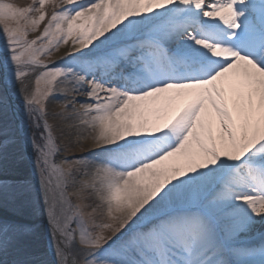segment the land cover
<instances>
[{"label":"snow or ice","instance_id":"snow-or-ice-1","mask_svg":"<svg viewBox=\"0 0 264 264\" xmlns=\"http://www.w3.org/2000/svg\"><path fill=\"white\" fill-rule=\"evenodd\" d=\"M5 66L0 264H264V0H0Z\"/></svg>","mask_w":264,"mask_h":264},{"label":"bare ground","instance_id":"bare-ground-1","mask_svg":"<svg viewBox=\"0 0 264 264\" xmlns=\"http://www.w3.org/2000/svg\"><path fill=\"white\" fill-rule=\"evenodd\" d=\"M13 2L17 4H26L28 0H13ZM5 92L11 103L10 108H4L0 102V127L7 126L10 131H15L20 128L18 127V121H23L22 103L15 86L9 88L6 87ZM24 148L30 153L26 138L24 140ZM64 155L79 156L83 155V152L80 148H73L71 151L64 153ZM22 218L34 226L35 233L32 239L37 248H42L48 240V226L47 219L44 216L41 207L39 205L30 207L24 212Z\"/></svg>","mask_w":264,"mask_h":264},{"label":"rangeland","instance_id":"rangeland-1","mask_svg":"<svg viewBox=\"0 0 264 264\" xmlns=\"http://www.w3.org/2000/svg\"><path fill=\"white\" fill-rule=\"evenodd\" d=\"M13 86L14 85H13L12 81L7 76L6 66L0 67V102L4 108H10V103H11L6 92H5V88L6 87L9 88V87H13ZM25 123H26V121L23 117V121H21V120L18 121V127L23 128Z\"/></svg>","mask_w":264,"mask_h":264}]
</instances>
